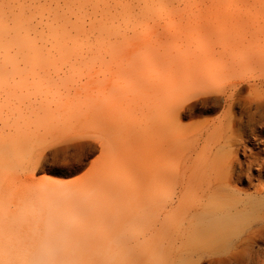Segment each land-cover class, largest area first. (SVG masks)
Returning <instances> with one entry per match:
<instances>
[{
	"label": "rangeland",
	"instance_id": "obj_1",
	"mask_svg": "<svg viewBox=\"0 0 264 264\" xmlns=\"http://www.w3.org/2000/svg\"><path fill=\"white\" fill-rule=\"evenodd\" d=\"M47 253L264 264V0H0V264Z\"/></svg>",
	"mask_w": 264,
	"mask_h": 264
},
{
	"label": "bare ground",
	"instance_id": "obj_2",
	"mask_svg": "<svg viewBox=\"0 0 264 264\" xmlns=\"http://www.w3.org/2000/svg\"><path fill=\"white\" fill-rule=\"evenodd\" d=\"M220 212L211 210L210 214L216 216L214 218L203 219L202 229L198 232V236L205 239L208 244L212 241V244L216 242H222L225 238H228L229 234L234 231V219L232 217H227L224 215H219ZM255 254V253H253ZM252 254V255H253ZM250 258L249 264H256L255 257ZM255 256V255H253ZM32 264H55L53 261V256L50 253L44 254L41 257L32 259ZM65 264H73L72 261L66 262ZM82 264V262L75 263ZM263 264V263H260Z\"/></svg>",
	"mask_w": 264,
	"mask_h": 264
}]
</instances>
